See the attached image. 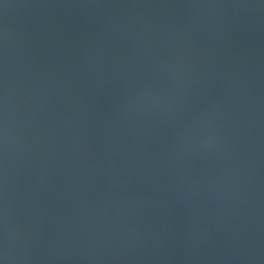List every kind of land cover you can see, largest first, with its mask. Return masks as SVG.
Here are the masks:
<instances>
[{
  "label": "water",
  "instance_id": "1",
  "mask_svg": "<svg viewBox=\"0 0 264 264\" xmlns=\"http://www.w3.org/2000/svg\"><path fill=\"white\" fill-rule=\"evenodd\" d=\"M0 264H264V0H0Z\"/></svg>",
  "mask_w": 264,
  "mask_h": 264
}]
</instances>
